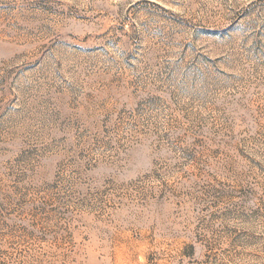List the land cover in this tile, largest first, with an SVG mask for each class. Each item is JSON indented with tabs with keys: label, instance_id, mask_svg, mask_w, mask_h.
<instances>
[{
	"label": "rangeland",
	"instance_id": "rangeland-1",
	"mask_svg": "<svg viewBox=\"0 0 264 264\" xmlns=\"http://www.w3.org/2000/svg\"><path fill=\"white\" fill-rule=\"evenodd\" d=\"M0 264H264V0H0Z\"/></svg>",
	"mask_w": 264,
	"mask_h": 264
}]
</instances>
